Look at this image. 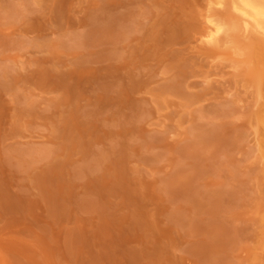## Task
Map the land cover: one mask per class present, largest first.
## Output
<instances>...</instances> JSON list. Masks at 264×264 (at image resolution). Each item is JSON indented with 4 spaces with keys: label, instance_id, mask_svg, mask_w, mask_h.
Returning a JSON list of instances; mask_svg holds the SVG:
<instances>
[{
    "label": "rangeland",
    "instance_id": "374dc122",
    "mask_svg": "<svg viewBox=\"0 0 264 264\" xmlns=\"http://www.w3.org/2000/svg\"><path fill=\"white\" fill-rule=\"evenodd\" d=\"M214 1L0 0V264H264V36Z\"/></svg>",
    "mask_w": 264,
    "mask_h": 264
},
{
    "label": "bare ground",
    "instance_id": "6f19581e",
    "mask_svg": "<svg viewBox=\"0 0 264 264\" xmlns=\"http://www.w3.org/2000/svg\"><path fill=\"white\" fill-rule=\"evenodd\" d=\"M228 1L229 0H217V2H214L216 6H223L228 3ZM230 6L243 16L242 18L244 19L247 27L252 26L256 29V31L260 32V34L264 36V0H230ZM209 18L210 28L205 33V43L208 42L207 44L214 45L219 44L222 39L221 36L226 33L228 29H226V25H223V23L221 24L215 21V19L213 20V17ZM257 82H259L258 86L262 88L261 82L258 80Z\"/></svg>",
    "mask_w": 264,
    "mask_h": 264
}]
</instances>
